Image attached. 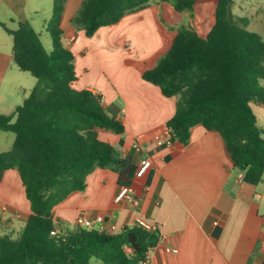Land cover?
<instances>
[{
  "label": "trees",
  "instance_id": "obj_1",
  "mask_svg": "<svg viewBox=\"0 0 264 264\" xmlns=\"http://www.w3.org/2000/svg\"><path fill=\"white\" fill-rule=\"evenodd\" d=\"M67 1L53 0L46 25L51 51L29 22L15 31L0 24L13 36L17 67L37 79L12 115L0 114V131L15 136L12 148L0 153V182L8 170H16L31 207L20 231L0 235V264H144L159 244L158 229L134 226L107 234L76 226L63 231L54 219L55 206L83 191L95 169L117 172L119 186L130 187L138 168L134 156L121 157L99 138L101 129L125 132L102 95L73 86L75 56L61 42ZM150 1L83 0L71 22L91 38L102 27L145 9ZM195 4L196 0H175L170 11L180 14ZM233 5L234 0H218L208 35L179 31L157 65L142 77L165 97H178L176 113L166 124L172 147L187 146L196 126L218 131L243 181L258 185L264 176V132L251 104H264V39L245 28L247 21L233 14ZM129 233L136 234L140 252L129 243ZM127 246L134 249L131 254L125 252Z\"/></svg>",
  "mask_w": 264,
  "mask_h": 264
},
{
  "label": "crops",
  "instance_id": "obj_2",
  "mask_svg": "<svg viewBox=\"0 0 264 264\" xmlns=\"http://www.w3.org/2000/svg\"><path fill=\"white\" fill-rule=\"evenodd\" d=\"M82 2L68 0L61 22V42L75 56L73 86L102 95L105 106L125 127L123 134L98 130L99 138L121 157L134 156L137 167L146 158L152 167L143 177L135 176L130 186L139 200L137 208L114 202L120 188L117 172L95 169L83 191L55 206L59 229H72L79 217H85L94 221L91 228L115 225V233H120L142 216L161 234L144 264H264V176L258 185L244 182L222 135L202 126L192 129L185 147L156 144V136H166L178 97H165L158 86L146 82L141 65L157 62L166 49L164 15L149 5L89 38L71 22ZM52 10L51 0H0V24L12 31L24 22L35 31V24L46 29ZM26 73L14 62L13 36L0 25V114L12 115L29 96L35 82ZM255 107L257 125L264 132V104ZM6 133L0 131V148L8 140ZM14 140L9 138L7 149L0 153L9 151ZM134 144L145 151L138 154ZM9 177L21 187L19 199L3 194L1 185ZM1 207L6 210L0 212V229L10 218L11 232L21 230L31 207L16 170H8L0 182Z\"/></svg>",
  "mask_w": 264,
  "mask_h": 264
},
{
  "label": "rangeland",
  "instance_id": "obj_3",
  "mask_svg": "<svg viewBox=\"0 0 264 264\" xmlns=\"http://www.w3.org/2000/svg\"><path fill=\"white\" fill-rule=\"evenodd\" d=\"M51 2L53 8V0H51ZM174 2L175 0L150 1V7L155 12L164 15L163 31L165 33V39L167 40V46L166 49L160 54L157 62L154 60L147 62L145 66L141 65L143 69H152L157 65L158 61L169 49L173 37L179 31L183 29H193L198 31L201 36L206 37L215 23V12L217 9L218 0H196V4L192 10H186L180 14H173L168 11V8H170ZM233 14L236 17L243 18L245 21H247V26H245L247 30L260 34L264 39V0H234ZM41 25L42 24H35L36 32L41 35V41L45 49L47 51H51L52 40L50 34L46 31V29L40 28ZM167 27L169 29H166ZM26 76L34 80L35 85L37 84V79L30 73H26ZM251 108L254 112L257 111L255 104H251ZM5 136H8V140L3 141V145L1 146L2 148L0 149H7L9 138H15L14 134L12 133H6ZM1 187L4 195L17 197L18 199L20 198L18 190L21 187H19L12 177L6 179V181L2 183ZM7 216H9V214H7ZM5 220H7V223H5L6 225L3 226V229H0V234H2V232L4 234L11 233V229H13V226L11 225L13 221L9 222L8 220H10V218H6Z\"/></svg>",
  "mask_w": 264,
  "mask_h": 264
},
{
  "label": "built area",
  "instance_id": "obj_4",
  "mask_svg": "<svg viewBox=\"0 0 264 264\" xmlns=\"http://www.w3.org/2000/svg\"><path fill=\"white\" fill-rule=\"evenodd\" d=\"M155 141L159 147H161V146L172 147L171 131L169 129H167L166 136L164 138L160 137V136H156ZM133 149L138 154H141L142 152L145 151L144 148L139 144H134ZM151 167H152V161L150 158L140 160L138 168H137V172H136V177H138V178L143 177ZM241 178H243V174L241 175ZM114 202L116 204L127 203V204H130L131 206H133L134 208H137L139 206V200L135 197L132 188L127 187V186H123V187L119 188V191L114 198ZM5 210H6L5 207L0 208V212L5 211ZM93 224H94L93 220H89L85 217H79L77 219V222H76V225L80 228H83V229H89L93 226ZM135 226L142 227V228H144L146 230H150V231L156 229V227L153 224H151L148 220H146L142 216L137 217ZM98 230L100 232H104L107 234H116L115 233V225H109V226L101 225V227ZM51 234L56 235L57 232L53 231V232H51ZM133 251H134L133 248L128 247V246L125 247L126 253L131 254Z\"/></svg>",
  "mask_w": 264,
  "mask_h": 264
},
{
  "label": "water",
  "instance_id": "obj_5",
  "mask_svg": "<svg viewBox=\"0 0 264 264\" xmlns=\"http://www.w3.org/2000/svg\"><path fill=\"white\" fill-rule=\"evenodd\" d=\"M128 241L134 247V249L136 251H138V252L141 251V247H140L139 243L137 242V236L135 233H129Z\"/></svg>",
  "mask_w": 264,
  "mask_h": 264
}]
</instances>
